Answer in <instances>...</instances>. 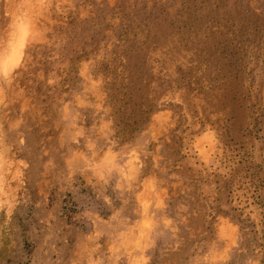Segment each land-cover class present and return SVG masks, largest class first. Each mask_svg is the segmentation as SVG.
Returning a JSON list of instances; mask_svg holds the SVG:
<instances>
[{
    "label": "rangeland",
    "instance_id": "1",
    "mask_svg": "<svg viewBox=\"0 0 264 264\" xmlns=\"http://www.w3.org/2000/svg\"><path fill=\"white\" fill-rule=\"evenodd\" d=\"M0 264H264V0H0Z\"/></svg>",
    "mask_w": 264,
    "mask_h": 264
}]
</instances>
